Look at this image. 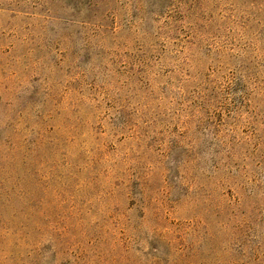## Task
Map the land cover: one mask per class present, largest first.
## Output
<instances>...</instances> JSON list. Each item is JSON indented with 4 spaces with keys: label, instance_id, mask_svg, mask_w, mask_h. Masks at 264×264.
<instances>
[{
    "label": "rangeland",
    "instance_id": "1",
    "mask_svg": "<svg viewBox=\"0 0 264 264\" xmlns=\"http://www.w3.org/2000/svg\"><path fill=\"white\" fill-rule=\"evenodd\" d=\"M0 264H264V0H0Z\"/></svg>",
    "mask_w": 264,
    "mask_h": 264
}]
</instances>
